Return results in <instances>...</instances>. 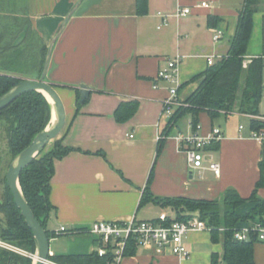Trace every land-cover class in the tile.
Returning <instances> with one entry per match:
<instances>
[{
	"label": "crops",
	"instance_id": "crops-1",
	"mask_svg": "<svg viewBox=\"0 0 264 264\" xmlns=\"http://www.w3.org/2000/svg\"><path fill=\"white\" fill-rule=\"evenodd\" d=\"M76 1L2 0L0 9H6L0 11L2 15L17 16L10 22H19L20 14L12 11L22 8L24 22H29L32 31L48 45ZM202 1L210 6L199 5ZM241 3L242 0H147V13L139 15L136 0H82L53 45L46 74L51 83L77 87L83 83L91 88L87 102L74 115V90L57 87L66 109L65 126L58 138L77 150L54 162L49 230L60 226L88 228L97 220H124L131 216L154 219L162 212L173 216L169 207L152 202L139 206L151 170L148 185L156 196L213 199L229 186L242 196L250 194L259 175L261 157V143L247 137L250 126L241 135L239 126L232 129L218 117L212 120L206 112L199 113L197 134L206 135L212 126L221 131L219 148L212 151L220 164L219 176L208 169L199 176L187 165L176 140L179 133L193 132L187 114L176 121L177 132L170 130L156 154L157 137L165 125L160 121L162 99L168 95L165 81L154 85L157 70L170 56L179 55L178 77L183 84L178 96L181 100L186 98L198 84V80L190 78L205 69L207 56L216 55L215 61L227 50ZM179 6L190 7L191 12L177 17ZM159 13L166 15L165 24ZM210 14L221 20L208 24ZM215 29L223 32L217 42L212 38ZM251 39L246 57L264 55L262 10L253 16ZM257 39L263 51L251 52V43ZM133 98L139 100L136 113L125 122H116V105ZM234 114L249 119L245 114ZM259 194L264 196V188L259 189ZM149 208L159 212L148 213ZM183 240L191 254L189 259L181 261L168 252L151 256L142 249L139 258L146 262L138 258L135 264H210L213 252L222 254V243L213 242L209 231L190 232ZM96 247L95 236L87 232L49 238L51 255L89 253ZM135 253L127 256L134 258ZM253 260L254 264H264V240L254 242Z\"/></svg>",
	"mask_w": 264,
	"mask_h": 264
},
{
	"label": "trees",
	"instance_id": "trees-1",
	"mask_svg": "<svg viewBox=\"0 0 264 264\" xmlns=\"http://www.w3.org/2000/svg\"><path fill=\"white\" fill-rule=\"evenodd\" d=\"M260 10L264 11V0H242L237 9L236 26L227 50L212 64H207L205 69L190 78V81L198 80V84L186 98L180 100L179 105L167 118L160 134L162 137L158 139L156 154L161 151L164 139L176 126V121L185 114L189 115V124L193 131H196L199 125L200 112H206L212 120L221 114L227 116L237 112L248 116L250 128L264 127V120L256 118V116L264 115L259 110L264 91L263 55L246 57L247 46L253 31V16ZM136 13L139 15L147 13V0H136ZM11 17L17 19L15 15ZM220 20L221 17L217 15L208 16L210 25H215ZM0 23V95H2L22 78L39 77L45 61L47 45L38 34L32 31L29 22H6L4 16L0 14ZM29 39H31L30 42ZM37 39L39 45L36 44L34 48L33 45ZM52 84L56 89L69 87L74 90L76 97L74 115L78 114L81 106L88 100L82 104L77 102L79 88L69 84L54 82ZM138 107L139 100L136 98L121 100L113 110V118L116 122H125L133 117ZM49 119V103L37 91L21 94L0 110V124L3 125L6 133L11 159L30 143ZM219 144L220 141H213L205 148L215 151L219 148ZM73 150L77 148L64 144L61 137L57 138L23 168L19 175V182L28 205L46 229L49 238L58 235L56 230L47 228V221L53 208L49 193L54 162ZM258 168V178L248 196L240 195L234 187L229 186L219 197L213 199L156 196L149 190L148 185L152 178L151 170L139 206L152 202L161 207H169L174 212L173 216L169 215L170 219L186 220L196 215L212 226L211 240L222 243V254L219 256L213 252L210 264H254L253 244L258 241L256 232L251 230L247 239L239 240L234 237V230L255 223L264 225V196L259 194V189L264 188V142L261 144ZM0 188L2 189L0 238L32 254L34 252L32 232L15 205L12 192L6 184L5 173L1 172V168ZM245 205H247L246 209L240 210ZM220 227L223 230H219ZM85 231L86 228H74L65 234L85 233ZM96 242L99 244L97 239ZM136 249L135 243L129 241L124 255H133ZM112 259L113 254L110 250H107L104 255H99L96 249L89 253H64L49 256V260L58 264H111ZM0 264H31V257L0 247Z\"/></svg>",
	"mask_w": 264,
	"mask_h": 264
},
{
	"label": "built area",
	"instance_id": "built-area-1",
	"mask_svg": "<svg viewBox=\"0 0 264 264\" xmlns=\"http://www.w3.org/2000/svg\"><path fill=\"white\" fill-rule=\"evenodd\" d=\"M199 5L209 7V3L202 1ZM191 12V8L188 6H179L175 12V16H185ZM161 16V23L165 24L167 21L166 15L159 13ZM223 36V32L220 29L213 31V41H219ZM216 55L211 54L207 57V63L212 64ZM218 57L220 55H217ZM181 57L176 55L174 57L165 60V65L157 70L154 77V85L159 80L166 81L172 84V87L168 88V95L162 99V111L169 117L174 108L179 105L178 88L180 85L178 77V66ZM264 63V57H263ZM167 117V118H168ZM256 118L264 120V115L256 116ZM199 126V125H198ZM197 126V128H198ZM244 129L243 125H239L238 130L242 135ZM132 137V134H128ZM159 135L157 138L160 139ZM247 137L255 140L258 143L264 142V127L250 128ZM221 131L218 127L214 126L206 135H199L196 131L191 132L188 135L178 134L176 140L178 142L179 149L185 154L187 165L191 169H195L199 176L202 175L205 169L213 172L215 176L220 175V164L214 160L212 151L207 150L205 147L211 144L213 141H220ZM169 220V221H168ZM212 226L206 224V222L200 219L198 216H192L186 220L170 219V216L162 212L157 218L154 219H137L135 216H131L124 220H97L93 222L88 228L87 233L95 236L99 241L96 251L99 255H104L107 250H110L113 254L111 264H121L122 258L125 256V248L129 241H133L136 247L147 251L151 256H159L166 252L171 253L179 258V260H187L190 258V251L184 243V236L193 231H209ZM70 229L65 226H60L56 230L58 234H65ZM219 230H223L222 227ZM256 232L257 240H264V225L255 223L251 226H241L239 229L234 230V237L239 240H245L248 238L250 231ZM0 246L7 249L18 251L19 249L9 244H2ZM24 255H31L27 251H21ZM46 264H58L51 260H47Z\"/></svg>",
	"mask_w": 264,
	"mask_h": 264
},
{
	"label": "water",
	"instance_id": "water-1",
	"mask_svg": "<svg viewBox=\"0 0 264 264\" xmlns=\"http://www.w3.org/2000/svg\"><path fill=\"white\" fill-rule=\"evenodd\" d=\"M82 0H77L67 12L57 32L47 45V52L42 71L38 78H22L0 95V110L8 106L18 96L28 91L40 92L50 106V119L43 129L36 133L30 143L19 151L9 162L5 172L6 184L12 192L15 205L20 210L27 226L30 228L34 240V252L30 255L31 264H46L49 256V237L46 229L34 216L32 209L22 191L19 175L23 168L29 165L44 148L49 146L62 132L66 122V109L64 102L51 82L46 79L51 51L55 41L62 32L70 16L77 9ZM79 97L77 102L82 104L89 98L91 88L86 84H79Z\"/></svg>",
	"mask_w": 264,
	"mask_h": 264
},
{
	"label": "rangeland",
	"instance_id": "rangeland-1",
	"mask_svg": "<svg viewBox=\"0 0 264 264\" xmlns=\"http://www.w3.org/2000/svg\"><path fill=\"white\" fill-rule=\"evenodd\" d=\"M20 1H22V0H20ZM24 2H26V0H24ZM4 6H7V5H4ZM13 13H18V14H20V16H18V18L20 17V19H21V21L20 22H24V18L22 17L23 15V11H22V8L20 9L19 8V10L18 11H12ZM0 14H2V13H0ZM7 14L5 13L3 16H4V20L6 21V22H10V21H12V20H14L13 19V17H11V16H6ZM17 18V17H16ZM11 23V22H10ZM1 24V23H0ZM12 29H14V28H12ZM15 30V29H14ZM29 37H30V35H28ZM255 37H253L251 40H253ZM31 41V39H29V42ZM37 44V46L39 45V41H38V39H37V42H35L34 43V45H33V47L35 48V45ZM28 45V44H27ZM260 49V50H259ZM250 51L251 52H257V51H263L262 50V44H261V42L259 41V39H257L256 41H252V43H251V49H250ZM172 56H170L169 58H171ZM263 57H264V55H263ZM35 69V68H34ZM34 71V70H33ZM262 77H263V84H264V68H263V72H262ZM164 86H166L167 88H170V87H172V84H170V83H168V82H164ZM58 91V90H57ZM59 92V91H58ZM64 97V96H63ZM178 99L179 100H181V98L178 96ZM162 107V106H161ZM259 110H260V113H262V114H264V91H263V97H262V99H261V102H260V104H259ZM167 114L166 113H163V111H162V108H161V116H160V121L161 122H163L164 124L166 123V121H167ZM217 119H220V120H222V122H228L227 123V125H228V127L229 128H232V129H234L235 127H237V126H239V125H243L244 126V128L247 130V129H249V119H247V118H245V117H243V116H240V115H238V114H234V113H232V114H229V115H227L226 117L224 116V115H220ZM216 123V122H215ZM172 131H175V132H177V128L174 126L173 128H172ZM59 137V136H58ZM10 160H11V155H10V153H9V149H8V146H7V138H6V133H5V131H4V128H3V125L2 124H0V168H1V172L2 173H5L6 172V169H7V167H8V164H9V162H10ZM227 166H229V164L227 163ZM239 170V168H237L236 167V172ZM1 194H2V189L0 188V196H1ZM246 207H247V205H245ZM246 209V208H245ZM155 210V211H154ZM165 211H170V209H165ZM158 213L159 212V210L157 211V209H151V208H149L148 209V213ZM1 216V215H0ZM0 241L1 242H3V243H5V244H9V245H12L13 247H16V248H18L19 250L18 251H13V250H11V251H13V252H16V253H18V254H22L21 253V251L23 252L24 251V249H22V248H20V247H18V246H16V245H13V244H11V243H9V242H7V241H4V240H2L1 238H0ZM2 243V244H3ZM5 244H3V245H5ZM0 247H2V246H0ZM2 248H5V247H2ZM7 249V248H6ZM8 250H10V249H8ZM26 251V250H25ZM142 253V249L140 248V247H137V250H136V253H135V257L134 258H132L131 256H124L123 258H122V262H121V264H135L136 262L134 261L135 259L137 260L138 258H139V255ZM145 258H143V259H141V258H139V260H143V261H145L144 260ZM146 262V261H145Z\"/></svg>",
	"mask_w": 264,
	"mask_h": 264
}]
</instances>
